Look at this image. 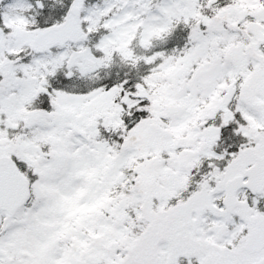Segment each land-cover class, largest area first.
Returning <instances> with one entry per match:
<instances>
[{
    "label": "snow or ice",
    "instance_id": "snow-or-ice-1",
    "mask_svg": "<svg viewBox=\"0 0 264 264\" xmlns=\"http://www.w3.org/2000/svg\"><path fill=\"white\" fill-rule=\"evenodd\" d=\"M0 264H264V0H0Z\"/></svg>",
    "mask_w": 264,
    "mask_h": 264
}]
</instances>
